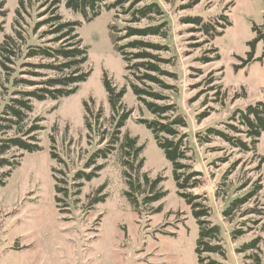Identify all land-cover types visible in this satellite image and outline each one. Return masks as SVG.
Listing matches in <instances>:
<instances>
[{"label":"rangeland","instance_id":"374dc122","mask_svg":"<svg viewBox=\"0 0 264 264\" xmlns=\"http://www.w3.org/2000/svg\"><path fill=\"white\" fill-rule=\"evenodd\" d=\"M2 1L5 4L0 11L6 14H0L4 26L0 45L6 34L15 35L16 27L27 44H41L51 37L40 38L48 26L37 32L34 28L57 10L63 21H82L77 32L89 46L84 69L92 73L71 96L32 101L33 110L28 112L22 129L34 123L42 127L36 134L42 151L29 153L13 147L4 155L19 165L0 168V179L5 181L0 186V264H198L195 249L199 226L191 206L178 194L172 164L153 133L139 123V119L154 116L133 94L130 82L135 78L115 50L114 37L111 39L112 25L119 30L128 25L159 24L162 34L137 38L168 47L161 53L169 60L163 67L175 77L163 79L174 88L153 87L174 103V115L181 114L187 121V128L181 131L188 134L192 156L185 162L201 171L203 180L201 186L188 192L200 195L198 201L210 207V220L220 226L225 249L224 256H204L224 264H264V132L250 151L235 148L218 136H211L209 142H201L199 137L212 127L250 141L231 128L242 127L231 117L237 109L264 100V59L260 60L264 41L257 43L252 61L237 71L234 66L246 60L252 50L249 43L258 35L253 27L264 35V0H150L158 3L162 14L139 23L129 22L128 15L115 9H103L99 17L86 22L80 13L66 7V0L54 7L55 0H26L27 12L19 17V0H0V4ZM194 16L215 27L214 37L201 26L187 22ZM132 39L135 37L120 44ZM217 53L220 58H216ZM206 57L211 60L204 62ZM13 59L8 82L0 67V112L12 92L21 89L13 86L14 77L22 74L34 78L31 75L38 73L42 75L38 79H45L57 75L26 65V61L39 62L40 58ZM105 72L118 89L126 87L122 105L132 112L120 130L115 149L107 158H97L95 165L87 166L93 155L107 146L117 121L103 84ZM204 113L207 115L201 118ZM16 135H22L16 128L0 131V137ZM126 135L137 139V147L143 146L135 161L138 164L143 160L137 191L130 190L124 176L126 166L120 146ZM52 151L63 162L52 159ZM100 164L104 168L91 181L74 180L77 172H89ZM9 170L10 176L4 177ZM158 178L161 180L152 189V182ZM57 184L67 191L59 194L63 199L60 206L56 202ZM103 185L105 201L90 206V198ZM128 191L137 206L129 201ZM162 192L166 194L161 199L144 202L146 197ZM242 198L244 202L225 215L231 204ZM255 240V248H244Z\"/></svg>","mask_w":264,"mask_h":264},{"label":"trees","instance_id":"16d2710c","mask_svg":"<svg viewBox=\"0 0 264 264\" xmlns=\"http://www.w3.org/2000/svg\"><path fill=\"white\" fill-rule=\"evenodd\" d=\"M31 3L32 0H27ZM27 1L19 0V7L16 13L21 17L22 12H27ZM60 0L53 2V7L60 3ZM4 1L0 4V10L4 7ZM65 5L68 9L80 13L86 22H92L101 15L103 9L105 10H121L120 12L129 16V22L139 23L143 19L151 18L154 14L160 15L162 11L157 2L150 0H66ZM52 8V7H51ZM2 16H5L6 11H0ZM57 10L53 11V15L39 21L34 31H38L42 26L47 25L48 28L42 32L40 38H47L41 44H27L25 36L17 27L14 30L15 35L6 34L4 40L0 45V67L6 74V81L10 80L14 64V59L23 56L25 60L33 58H40L39 62L26 61V65L34 69L52 70L57 72V75L50 76L45 79H38L39 76L31 75L27 77L18 75L13 78V86L21 87L12 92V96L4 104L3 110L0 112V131L8 132L9 130H16L22 135L12 137H0V168L2 167H16L19 165L18 161H12L5 157V153L11 148L16 147L25 150L29 153L42 151L43 147L39 144L37 132L42 129L38 124L31 125L27 130L23 131L22 123L27 118L28 112L33 110L32 101H44L47 99L57 100L61 97H68L75 94L79 88V84L86 82L90 77L92 70H85L84 64L88 61L89 46L84 45L77 29L82 26V21H63L62 16L56 14ZM55 14V15H54ZM223 17V16H222ZM224 20L231 24L227 17ZM187 22L197 26H201L202 30L207 34L215 35V27L210 22H206L200 16L189 17ZM50 27V28H49ZM224 27V25H223ZM112 36L114 37L113 43L115 50L119 52L125 62H127L126 70L129 71L134 80L130 82L133 94L137 97L148 112H150L153 119H139V123L146 126L154 135L158 146L164 151L167 160L170 161L173 167V177L178 189V194L184 198L186 203L191 206L192 214L195 217L199 226V235L197 238V246L195 249L198 264H224L208 254L225 255V249L221 244L220 226L214 224L210 220L211 210L205 203L198 201L201 196L188 192L189 189L197 188L203 184L202 173L199 170L193 169L192 165L186 163V160L191 159L192 146L188 143V134L182 132L181 129L187 128V121L181 114H175L176 106L174 103L168 102L169 97L164 95L161 91L155 89L153 86L166 90L173 89L174 87L167 84L163 79L165 76L175 75L165 69L163 66L169 60L161 55L162 52L168 50L167 45L158 42H149L139 39L137 37L158 36L162 34V25H149L146 27H134L128 25L123 29H117L116 25H112ZM253 29L257 31V37L249 44L252 50L248 53L246 60L239 59L240 64H236L235 70L245 66L254 59L255 48L259 41H264V35L254 26ZM4 31V26L0 22V32ZM124 32L122 35L115 37L114 33ZM222 32V31H221ZM217 32V35H222ZM123 45L120 41L133 38ZM26 48L23 49V45ZM136 50V51H132ZM217 51V49H215ZM220 55L217 53V57ZM264 59V52L260 60ZM211 59L203 58L204 62H209ZM37 79H36V78ZM103 84L108 95L109 105L114 113L117 115V121L111 137L106 147L99 149L91 159L87 166L95 165V159L107 158L110 152L115 149V144L119 141V134L121 128L131 114V110H124L122 99L126 94V87L118 89L112 79L105 72L103 76ZM87 106V102H85ZM207 113L202 114L200 117L204 118ZM232 120L238 121L242 127H234L236 133H244L250 141L243 139L240 136H235L227 133L226 131L208 128L206 135H199L201 142H209L211 136H218L230 143L235 148H240L243 151H250L258 142L259 138L264 132V100H258L254 104H249L244 109H237L231 117ZM87 126L91 128V124L87 122ZM52 141L54 142V138ZM137 139L125 136L124 141L121 143L123 153V165L126 166L124 176L127 177V184L130 190L137 191L139 189L138 175L139 170L143 166V160L138 164L139 153L143 150V146H136ZM191 152V153H190ZM52 159H58L60 162L63 160L56 155L54 151L51 152ZM104 168V164L95 166L91 171H79L75 174V181L85 179L91 181L98 176V172ZM55 170V168H53ZM11 170L3 176H10ZM135 175L136 178L133 177ZM56 178V177H55ZM59 182L60 179L56 178ZM145 180L148 178L145 176ZM161 180L158 178L151 184L154 189L156 184ZM5 181L0 179V186H4ZM81 186V185H78ZM104 188L100 186L96 193L90 198L89 205L105 201L106 196L101 195ZM261 188V187H258ZM57 195L56 202L59 203L63 200L59 194L66 192V189L60 187L58 184L55 186ZM166 193H157L155 195L146 197L144 202L150 203L161 199ZM129 201L138 205L137 200L133 197L132 192H126ZM245 198L234 201L231 206L224 212L225 215L231 213L239 205L244 202ZM258 241H252L244 248H255Z\"/></svg>","mask_w":264,"mask_h":264}]
</instances>
